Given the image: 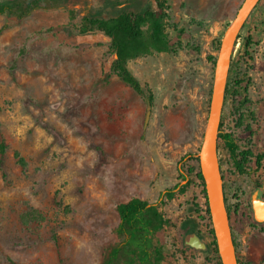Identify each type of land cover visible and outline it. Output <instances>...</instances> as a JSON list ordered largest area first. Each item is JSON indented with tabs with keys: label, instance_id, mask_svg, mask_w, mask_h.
I'll return each mask as SVG.
<instances>
[{
	"label": "rangeland",
	"instance_id": "1",
	"mask_svg": "<svg viewBox=\"0 0 264 264\" xmlns=\"http://www.w3.org/2000/svg\"><path fill=\"white\" fill-rule=\"evenodd\" d=\"M165 1L164 30L178 39L174 50L128 60L145 89L139 94L112 71L117 54L94 20L154 10L156 0H0V123L8 144L0 167V264H99L117 240V206L133 197L159 201L185 181L182 174L191 180L186 191L159 204L174 222L168 264H218V248L191 250L182 242L188 228L213 240L197 177L215 81L208 56L218 57L217 40L243 0ZM248 35L255 42L250 54ZM227 87L223 129L240 149L264 151V0L233 39ZM192 131L196 139L185 136ZM217 165L237 256L264 264L263 214L253 207L264 191V161L258 172L241 174L221 144ZM258 174L260 190L253 184Z\"/></svg>",
	"mask_w": 264,
	"mask_h": 264
},
{
	"label": "trees",
	"instance_id": "2",
	"mask_svg": "<svg viewBox=\"0 0 264 264\" xmlns=\"http://www.w3.org/2000/svg\"><path fill=\"white\" fill-rule=\"evenodd\" d=\"M157 7L153 10L151 6H147L141 12H121L117 16L107 19H95L98 29L103 32L112 43V47L117 54V58L112 62V71L116 72L119 78L125 82L130 88L139 94H144L145 89L142 83L134 76L127 67V62L131 58H137L144 54L150 53L152 50L159 52H167L174 50L177 37H169L164 30V18L167 16L163 13L165 0H156ZM261 1V0H259ZM145 25H149V32L144 29ZM221 40H217L216 49L219 48ZM255 44L251 35L244 39V48L247 54L252 45ZM209 60L216 65L218 57L214 55L208 56ZM109 77L110 73H106ZM242 80H237L236 84H241ZM229 88H226V93ZM151 102L154 100L153 93L149 90L148 97ZM246 102L248 101L245 98ZM224 121L221 119L219 124V132L217 134V148L220 145L228 151L235 169L241 174H249L258 172L263 167L264 151L255 153L251 149H240L236 143L232 133L223 129ZM8 150V144L1 129L0 123V167H3L4 159ZM17 163L23 170L27 168V162L19 153L15 154ZM220 167L222 165L218 152ZM198 159V158H197ZM183 183H177L172 188H167L160 193L159 201L151 202L139 197H133L126 202L120 203L117 210L120 222L116 230L117 240L109 244L103 252L102 260L99 264H168L173 257L166 249L167 228L174 226L171 218L165 217L159 208V204L165 199L171 200L177 194L184 193L191 180L188 176L182 174ZM197 177L202 182V193L205 198V212L208 219L211 220V209L209 197L206 188V179L201 171L197 172ZM263 180L258 174L254 177L253 184L256 189L260 190ZM225 192V191H224ZM264 198V191L262 192ZM196 213L200 212L198 203H195ZM228 220L231 226L232 210L226 208ZM200 219L203 215L198 216ZM212 224V222H211ZM232 229V227H231ZM213 240L209 245L217 251V242L214 235V229L211 228ZM183 243V242H182ZM239 264L242 263L238 257ZM217 263L223 264L220 257H217ZM15 264V263H14Z\"/></svg>",
	"mask_w": 264,
	"mask_h": 264
},
{
	"label": "water",
	"instance_id": "3",
	"mask_svg": "<svg viewBox=\"0 0 264 264\" xmlns=\"http://www.w3.org/2000/svg\"><path fill=\"white\" fill-rule=\"evenodd\" d=\"M258 0H243L241 3L238 12L232 21V23L227 27L224 32V35L221 40L220 49L218 52V59L215 67V81H214V89H213V102L211 106V110L207 120V127L204 133L203 142L201 145V149L198 153L199 165L201 168V172L204 174L206 179V188H207V178L206 175H209L216 182V186L220 195L219 201L217 205L214 207L210 201L209 193V204L211 211V222L214 229V235L216 238L217 246L219 249L220 258L223 264H239L237 253L232 244V253L231 255L225 254L220 246L221 238V228L220 223L222 219L223 213L227 216L226 206H225V196H224V188H223V178L219 167L217 170L213 171L208 167L206 163V155L208 152V145L212 142L214 136L217 138V129L218 124L222 114V108L225 98V90L226 83L229 74V67L232 57V43L229 46L228 41L231 37L238 35L239 30L241 29L243 22L246 16L250 13L254 5ZM223 59L224 63L222 67L219 68V61ZM152 110V102L149 98L146 99V115H145V126H147L148 121L150 119ZM208 192V189H207ZM228 219V216H227ZM231 239V238H230ZM183 244L186 247H190L196 250L207 252L210 249L208 241L202 236L201 232L197 229H191L187 232L183 237Z\"/></svg>",
	"mask_w": 264,
	"mask_h": 264
},
{
	"label": "bare ground",
	"instance_id": "4",
	"mask_svg": "<svg viewBox=\"0 0 264 264\" xmlns=\"http://www.w3.org/2000/svg\"><path fill=\"white\" fill-rule=\"evenodd\" d=\"M232 41H233V37H231L229 39V41H228V45L229 46L231 45ZM223 63H224V61L221 58L220 61H219V64H218L219 68L222 67ZM188 117H190V116H188ZM186 120H187V118H186ZM192 120H193V118H192ZM192 120L189 119L190 122ZM191 123L193 124V122H191ZM196 124H197V122H196ZM182 131L184 132V130H182ZM197 135H196L195 131H192L189 134H185L186 137L191 138V139H196ZM216 145H217V138H216V136H214L212 142L208 145V152H207V155H206V163L208 164V167L211 170H213V171L217 170V168H218V165H217V147H216ZM206 178H207V189H208L210 201L213 204V206L215 207L217 205L218 201H219V198H220V195H219V192H218V189H217V186H216V182L209 175H206ZM220 228H221V233H220V238H221L220 246H221V249H222V251L225 254L230 256L231 253H232L233 247H232L231 239H230L231 236H230V229H229L228 219H227V216H226L225 213H223V215H222Z\"/></svg>",
	"mask_w": 264,
	"mask_h": 264
},
{
	"label": "flooded vegetation",
	"instance_id": "5",
	"mask_svg": "<svg viewBox=\"0 0 264 264\" xmlns=\"http://www.w3.org/2000/svg\"><path fill=\"white\" fill-rule=\"evenodd\" d=\"M253 207H254V211H255L256 216H258V214H263V215H261V217H262V220L264 221V198L262 196H257V198L255 199V204ZM190 230H191V228H188L186 230V233L189 232Z\"/></svg>",
	"mask_w": 264,
	"mask_h": 264
},
{
	"label": "crops",
	"instance_id": "6",
	"mask_svg": "<svg viewBox=\"0 0 264 264\" xmlns=\"http://www.w3.org/2000/svg\"><path fill=\"white\" fill-rule=\"evenodd\" d=\"M127 67H128V65H127ZM190 248V247H189ZM191 250H193V248H190ZM194 250H196V249H194ZM187 253H189V251H186ZM182 254L181 253H177V258H179L180 259V257L179 256H181ZM191 256V255H190ZM191 258H193L192 256H191ZM181 260H179V262H180Z\"/></svg>",
	"mask_w": 264,
	"mask_h": 264
}]
</instances>
